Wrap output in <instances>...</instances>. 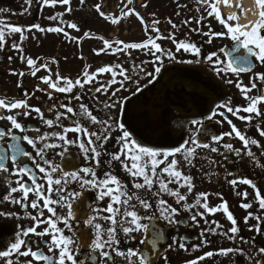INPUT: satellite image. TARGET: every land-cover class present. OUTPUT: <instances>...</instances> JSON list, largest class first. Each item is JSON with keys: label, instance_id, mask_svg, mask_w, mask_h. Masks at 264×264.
Wrapping results in <instances>:
<instances>
[{"label": "flooded vegetation", "instance_id": "flooded-vegetation-1", "mask_svg": "<svg viewBox=\"0 0 264 264\" xmlns=\"http://www.w3.org/2000/svg\"><path fill=\"white\" fill-rule=\"evenodd\" d=\"M150 1V0H149ZM168 1V0H166ZM192 0H171L169 3L170 8L168 11L184 10V15H191L192 18L196 20L203 19L205 21V27L201 28L199 32H208L211 29L212 33L225 32L226 30L216 22L214 17H210L211 23L207 21L208 17L204 15H197L195 7H189L188 5ZM198 1V0H195ZM184 4V5H182ZM197 6L199 4H196ZM71 8V11H66L67 8ZM76 2L71 0L68 6H56L54 8H41L35 0L29 7L24 3V0H0V21H5L9 25L20 26L22 28H28L33 25H39L41 28H54L63 26L66 23V28H63L65 32L68 33V37H65L62 33H51V32H25L26 37L21 43L20 34L6 35V43L2 51H0V99L6 101H20L27 99V103L34 108H39L43 114L44 118L48 120H53L54 124L59 123L62 127L74 126L73 120L78 121L82 126L87 127L89 131L97 130L98 125H92L90 120L86 118L85 115H81V104L88 107V110L99 119L106 120L108 117H112L113 120L120 119L123 123L125 129H127L132 135L133 140H135L139 145L145 146L152 149H163V150H174L180 147L185 140H189L194 137L201 144H209L211 147H216L218 152L213 153L209 149L197 148L194 153V159L191 165H186L183 157L177 156L175 159L179 161L178 167L185 175L192 177V183L194 185L192 195L188 196V202L194 203L196 194H207L208 195V205L210 208L218 207L220 204L227 202L228 211L234 216L237 221V226L239 228V233L235 237L234 241L226 239L224 235H208L206 239L208 240V245L203 246L201 244L199 234L205 230V228H214L215 225L209 223L205 225L204 221H199V226L192 224L188 217L191 213L182 212L181 216L177 219L185 221L187 226H179L169 228L163 224V222L157 223L156 221L150 222L158 228L162 235L156 243L158 252L150 253L151 260L149 264H189L190 261L197 260L199 257L204 256L207 252H218L221 249L233 248L238 251L232 254L230 257H213L212 259H207L201 261L200 264H264V253L260 250L264 249V220L261 221L259 227L261 232L249 231V228L255 229L257 226V221L255 219L249 220L247 224L244 223L245 217L248 212H251L254 216H259L264 218V210H260L259 206L255 200V192L252 188L247 185L238 184L235 189L232 185L228 183L230 180H240L249 179L252 181L259 189L261 196L264 197V137L259 135V131H264V104L258 105L261 112L260 116H255L253 114L252 122L245 123L242 120L237 119L231 113L225 112V116H215L213 120H200L202 121V127L197 133L195 127L191 125L188 126L187 130L178 128V133L176 135L172 132L173 117L177 114L183 116L185 119L193 120L200 119L205 116L210 115L213 110L218 112H224V109H219L216 106L219 104H227L229 107L243 108L248 106V101L243 99V93L236 87L237 83H240L242 87L250 88L253 83L256 84V88L248 93L249 97H264V81L254 79L256 74H264V64L256 61L255 58H250L252 60V71L240 72L233 74L229 72L227 75L215 73V70L211 67V62L202 63L207 68L212 70V73L216 74L219 82H214L210 75L206 72H201L195 68L181 65H173V67L165 70L160 78H158L152 85L149 84L150 77L145 75V72H150V67H147L144 62L134 61L133 59L127 60L122 56L103 54L95 55L96 51L102 49L103 41L108 38L102 37L100 35H87L83 42H90L94 39L91 44H83L80 47V54L75 55V59H70V53L68 42L74 33V29L67 27V24L75 21L76 26H80L81 18L76 10ZM84 11L88 14V8L84 4ZM27 9V11H25ZM154 11L158 12L159 9L154 5ZM24 12V15H19V13ZM90 13V11H89ZM176 13V12H175ZM174 13V14H175ZM57 14H62L59 20H50L48 17L56 16ZM109 17H112L110 15ZM167 19V18H166ZM79 20V21H78ZM32 22L23 24L22 22ZM51 22V24L49 23ZM89 24L87 21L83 24V28H86ZM155 24H153L154 26ZM187 25H182L184 28ZM221 26V27H220ZM184 33V32H183ZM180 34L181 36L184 34ZM84 34V32H83ZM264 34V31H262ZM196 35V34H195ZM197 35L198 32H197ZM89 36L95 38H88ZM51 37V39H47ZM97 37V38H96ZM103 38V39H100ZM117 39V38H115ZM50 42L49 52L46 54L47 45L46 42ZM114 41V40H113ZM208 37L200 35L195 41L191 39L190 42H194L198 48L201 50V59L209 54L216 53L218 58L224 60L226 63L229 59L231 50L235 47L233 41L225 38H215L212 39L211 43H208ZM188 42V41H184ZM197 42L201 43L200 46ZM40 44L41 52L35 55V45ZM13 45H19L23 49V52H17L13 49ZM65 47L68 49L65 50ZM54 48H57L55 51ZM224 49V52L220 50ZM111 51V50H110ZM186 54V52H184ZM245 50L240 49L235 52L234 55L237 57L244 56ZM45 55L50 56V59L44 60ZM22 56L31 58L36 62V67L41 68L42 65H47L48 71L41 68L40 71L36 73V76L31 74V70L25 62L22 61ZM90 59H86V57ZM11 57V60H9ZM88 57V58H89ZM189 60H195L196 57L191 56ZM55 61V63H53ZM172 62V61H171ZM116 65L122 66L126 72L131 76V79L125 83L124 87L127 91H121L117 94V97L113 99L128 97L127 102L124 104V112L121 116L119 106L116 109H107L104 107L105 103H111L108 100V96L102 95L100 93H94L89 91L90 88L99 87L100 84L93 82L92 85H86L83 89L74 88L69 94L59 93L51 90L47 85L41 83V78L49 76L51 74V79L56 80L57 76L62 78H67L68 80L75 81L77 78L81 79L83 82V72L87 68L90 74L96 72L97 69L103 68L105 66ZM224 67L225 65H221ZM241 67L243 65H240ZM143 68L144 72H140L139 69ZM173 68H186L198 73L207 74L213 85L216 88L210 87L208 89H202L203 93H189L186 90H182L175 94L177 101H180V106L177 105V109H167L166 113H163L165 119L163 123L157 127L154 134L150 136V90L154 89L155 86L161 82L166 71ZM23 72L26 75L20 77L18 75H13L12 73ZM138 73V75H137ZM142 77L146 79L147 85L140 88L143 84L139 82V78ZM109 74H104L97 76V81L104 83L110 80ZM121 79V77H117ZM144 79V80H145ZM198 79H196L197 81ZM231 80L232 83H228ZM18 84L20 85L18 87ZM60 86H63L62 84ZM119 85H114L113 88L109 89V95L115 90ZM137 87L141 89L137 95H133L137 91ZM36 89H42V91H36ZM24 93H28L30 98H26ZM80 95L81 100L76 101L73 99L74 96ZM51 96L52 99L48 97ZM141 99L140 104L145 107L142 114L139 112V108L134 103V100ZM216 102L215 107H210L211 102ZM65 105L67 107H72L74 112L77 113L75 117L70 116L68 113L64 112L60 107ZM21 112L24 110L21 109ZM60 112L64 116H69L68 119H63L59 122L55 121V116ZM15 113H7L3 109H0V116L14 115ZM35 113L32 114L27 119H20L26 128L35 129L39 128L40 132L27 131L24 135H28L32 138H37L41 133L48 134L59 133L61 128H48L39 118H34ZM238 115L247 116V113L241 112ZM226 117V118H225ZM218 121V122H217ZM231 121L243 135L248 139H255L260 144V147L255 145H249L252 156L247 155V150L242 146V143L235 139L225 136L220 144L213 143V137H218L224 135L225 133L231 132V127L228 123ZM10 125L7 121L0 120V128H8ZM15 135H20L19 132H14ZM113 137L119 135L118 132H111ZM68 139L70 141H77V134L69 133ZM11 141H4V143H10ZM47 143L61 144L62 147L46 149L44 150V159L49 161L53 166H58L59 170L57 172H51V169L44 164L40 157H35L36 161L40 166L45 167L46 171L50 172L51 179L54 181L56 179H61V185H52V193L50 199L57 201L50 205L56 211V215L60 218H66L68 215V208L62 207L60 201V196L66 195V193H80V196L75 201H72L69 197L67 202L72 203V212L74 214V219L69 221L72 228L69 231L65 228L63 223L52 217L53 221L56 222L57 228L63 231L65 237L73 238L74 243L71 245L79 255H76L77 264L81 259H85V264H129L128 260L120 256H116L111 249L106 247V251H109L111 255V260L103 259L99 252L93 253L95 256V261L87 259V253L89 252V245L92 243L95 237V228L89 227L86 224L88 218L93 216L97 217L93 221V224H100L102 230H106L110 224L100 219V217L107 216L108 213L100 211V209L107 208L110 203L108 197L103 199H97L99 192L97 189H92L90 186L87 189L81 188L80 184L76 181H71L64 184L63 181L66 178V173L77 172L82 179H91V177H85L79 172L81 168H94L97 172V179H103L105 172H111L115 175L123 185L126 186L125 191L133 194L134 196H139L142 199H147L153 205V211L156 210L157 197L153 196L147 190H135L132 188L133 183L141 182L139 180H132L120 167L119 162H112L109 166L108 161L110 157L101 156L100 166L95 167L94 162L91 159L85 160L84 154L80 151L79 147L75 143L64 145L63 142L51 138L38 144L37 147L43 149V145ZM86 143V141H85ZM231 144L233 149H240L241 155L236 156L232 153H227V159H225V150L221 145ZM22 147L28 152H33L32 148L27 145H22ZM120 145L115 141V139L110 140L105 146V150L109 153H115L119 150ZM191 147V145H189ZM60 153H63L62 155ZM35 156V153L33 152ZM123 159V157H122ZM173 159L172 157L169 158ZM215 161V163H213ZM6 167L10 170L13 165L10 162H5ZM18 164L22 167L27 165L29 168L33 169L35 172L36 165L32 164L31 161L24 157L18 159ZM163 167V166H161ZM231 173V175H229ZM37 177H43V174L35 172ZM46 178L38 180V183L45 184L44 191L47 193L48 185L45 183ZM17 177L9 176L7 173L0 172V212L5 214L15 213L16 218L9 215L0 218V252L9 249L10 245L15 242L17 232L20 230L28 229L32 227L33 221L30 216L36 215V213L31 209L22 210L19 205L9 203L8 201L2 200V197L6 196L10 187H16L15 181ZM24 183L31 185V181L27 177H24ZM169 187L175 189V185H170ZM64 188V192H60L59 189ZM153 191H156L154 188ZM182 194H186V189L180 190ZM248 193V199L244 200L241 196L236 193ZM20 193H16L14 198H19ZM164 199L168 200L173 207L179 208L175 204L173 198L164 196ZM35 199V196L29 195V202ZM41 203V209H43V202ZM243 203H251L253 208L246 212L240 207ZM131 204L136 205V210L139 214L143 215V209L139 207V204L135 199L131 201ZM115 207V206H114ZM203 211L202 209H197ZM151 214V213H149ZM50 214L43 210V218L48 219ZM209 222L216 221L223 226L222 229H217V232H226L230 227V223L227 221L224 213L217 212L214 216H207ZM149 223V222H145ZM128 226V225H125ZM47 225H42V227L37 228V231H43L47 228ZM152 235H155L153 232ZM106 239V235L102 237ZM142 235L135 234V239L130 237H125L122 232H118V239L120 244L118 245V250L122 252H127L129 249L133 250H144V246L139 243ZM173 238H176L179 242L183 243L187 251L179 248L178 244H173ZM241 238H243L241 240ZM27 241L28 246H30L32 251L42 252L45 256L50 257L55 260L58 258V251L49 252L48 247L45 245V241L51 240V237H37L35 235H30L28 237H23ZM244 241H247L246 243ZM55 247V246H53ZM199 247V250H193ZM27 250L22 248L21 251ZM75 254V253H74ZM166 258V259H165ZM135 259V258H133ZM11 260L12 264H29L31 257H22L18 254H13L9 257H0V264H7V261ZM31 264H37L36 261H32ZM39 264H44V262H39ZM67 264V262H66Z\"/></svg>", "mask_w": 264, "mask_h": 264}, {"label": "snow or ice", "instance_id": "snow-or-ice-1", "mask_svg": "<svg viewBox=\"0 0 264 264\" xmlns=\"http://www.w3.org/2000/svg\"><path fill=\"white\" fill-rule=\"evenodd\" d=\"M35 2L41 6V8H54L58 5L68 6L71 3V0H35ZM133 0H127V3H124V0H121V3H124V7L127 8L128 5H131ZM199 3L204 4L207 8V16L214 17L217 22L223 26L226 30L225 32L212 33L211 29L208 32H199L197 29H191L194 32H198L199 35L208 37V43H211L212 39H229L233 41L234 48L229 53V56L232 57L231 60L227 61L221 60L218 58L216 53H212L201 59V50L196 46L194 42H184L177 41L175 36L169 33L167 36L160 35V30L158 28L152 27L149 28L142 17L139 16L134 10L129 9L127 12H124L123 15L127 16L129 14L135 15L142 26H144L145 34L150 32L156 33V36L153 38L148 37L143 43L139 44H124L122 41H103V48L99 51H96L94 54L99 56L103 54L116 55L117 52H126L128 49H146L154 59L149 61L153 65L152 72H145V75L150 77L149 84L154 83L159 77V74L162 71L160 65L163 64L162 57H166L169 60H175V56L168 50L163 49L159 44L156 43V40H170L174 45L177 52H186L193 57H196L195 60H185V61H176L177 63L184 64H193V63H207L211 62V67L215 70L217 75L224 74L227 75L229 72L236 74L240 72H249L252 71V60L250 58H255L256 61H259L261 64H264V0H255V4L259 11V19L254 24H245L240 25L239 23L230 24L229 22L238 21L239 17L236 13L225 17H222L218 5L221 3V0H198ZM24 3L29 7L33 3V0H24ZM80 3H84V0H80ZM223 4L226 7H231L229 0H223ZM147 7V5H144ZM236 7L243 13V8L241 5H236ZM101 6L96 5V11L100 13L103 19L110 21L112 24H118L120 21L118 18H112L104 15L100 11ZM5 11V10H0ZM27 11V9L25 10ZM66 11H71V8H67ZM24 12L19 13V15H24ZM62 14H57L56 16L48 17L50 20H59V17ZM159 20H154V24H159ZM172 28H176L177 25L172 24L169 21ZM184 25H189L192 21H183ZM197 25L203 23V19L196 21ZM68 28L79 31V28L75 24H67ZM51 32V33H62L65 37H68V33L63 30V27H54V28H41L39 25H33L28 28H22L20 26H13L7 24L5 21H0V51L3 50L6 43V35L11 34H20L21 43L26 38L24 36L25 32ZM86 36L88 34H85ZM88 38H95L89 36ZM71 39V38H70ZM103 39V38H100ZM116 45V48L113 49V45ZM13 49L17 52H23V49L19 45H13ZM240 49L245 50V55L242 57H237L234 55L235 52ZM111 50V51H110ZM224 52V49L220 50ZM11 60V57H9ZM22 61L27 64L31 70V74L36 76V73L43 68V70L48 71L47 65H42L41 68L36 67V62L31 58L22 56ZM55 63V61H53ZM221 65H225L222 67ZM240 65H243L242 67ZM140 72H144L143 68L139 69ZM13 75H18L24 77L26 74L23 72L12 73ZM104 74H109L111 79L100 83L97 81V76ZM138 75V73H137ZM83 82L80 78H77L75 81L68 80L67 78H62L57 76L56 80L51 79V74L49 76L41 78V83L47 85L51 90L69 94L73 91L74 88L83 89L86 85H92L93 82L99 83L100 86L96 88H90L89 91L94 93H100L102 95L108 96V100L111 103H105L104 107L107 109H116L119 106L120 114L123 115L124 104L127 102L128 97L113 99L117 97V94L121 91H127L124 87L131 76L126 72V70L120 66H105L103 68L97 69L96 72L90 74L87 70L82 74ZM121 79H117V77ZM254 79L264 81V74H256ZM228 83H232L231 80ZM63 86H60V85ZM114 85H119L114 91L109 95V89L113 88ZM20 85L18 84V87ZM236 87L244 94L243 99L247 100L248 106L243 108L233 109L227 104H219L216 107L219 109H224V112H218L213 110V112L208 115V120H213L217 115L225 116V112L231 113L237 119L242 120L245 123H251L253 114L255 116H260L261 112L258 108V105L264 104V97L252 98L248 96V93L253 91L256 88V84L253 83L250 88L242 87L240 83L236 84ZM36 91H42V89H36ZM141 91L137 87V91L133 95H137ZM26 98H30L28 93H24ZM52 99L51 96L48 97ZM74 100L80 101L81 96L76 95L73 97ZM64 112L68 113L70 116L75 117L77 115L74 112L72 107H67L65 105L60 106ZM81 115H85L88 120H90L92 125H98L97 130L89 131L87 127L82 126L78 121L73 120L74 126L62 127L59 123H55L53 120H48L44 118L43 112L39 108L31 107L27 103V99L20 101H6L0 99V109H3L7 113H15L14 115L0 116V120L7 121L10 125L8 128H0V172L7 173L9 176L17 177L15 181L16 187H10L6 196L2 197V200L8 201L9 203L19 205L22 210H27L31 208L36 215L30 216V219L33 221L32 227L17 232L16 240L12 243L8 250L0 252V257H9L13 254H18L22 257H31L29 264L32 261L44 262V264H77L76 255L79 253L71 247L74 243L73 238L65 237L63 231L57 228L56 222L53 221L52 217H55L57 221L63 223L65 228L71 231V224L69 221L74 219V214L72 212V203L67 202L70 197L72 201H75L79 198L80 193H66V195L60 196V201L62 207L68 208V215L66 218H60L56 215V211L50 205L58 203L50 199V195L53 191L52 185H61V179L52 180L50 172L46 171L45 167L40 166L37 163L35 157H40L44 164L51 169V172H57L59 170L58 166H53L49 161L44 159V150L62 147L61 144L47 143L43 145V149L38 148L37 145L41 144L43 141L55 138L64 145L75 143L79 147L80 151L84 154V159L94 162L95 167L100 166L101 156L110 157L108 164L111 165L112 162H119L121 169L132 179L139 180L141 182L133 183L132 188L139 191L142 189L147 190L153 196L157 197V206L156 210L153 211V205L147 200L142 199L139 196H134L131 193L125 191L126 186L111 172H105L103 179H97V172L94 168H81L80 173L85 177H91V179H82L77 172L66 173V178L63 183L67 184L71 181H76L80 184L81 188L87 189L89 186L92 189H97L99 195L97 199H103L108 197L110 203L107 208L100 209L102 212L108 213L107 216L100 217L107 221L110 226L106 230L101 229L100 224H93V221L97 217L93 216L88 218L86 221L87 226L95 228V237L92 243L89 245V252L87 253V259L95 261V256L93 253L99 252L100 256L105 260H111L112 257L109 254V251H106V247L111 249L116 256H120L128 260L129 264H149L151 260L150 253L158 252L159 249L156 246L157 241L161 237V231L156 228L155 225L150 222L156 221L157 223L163 222V224L169 228L187 226L185 221L177 219L181 216L182 212L191 213L188 217V220L192 224L199 226V221H204L205 225L211 223L215 225L214 228H205L199 234L201 244L203 246L208 245V240L206 237L208 235H224L226 239L233 240L239 233V228L237 226V221L234 216L228 211L227 202L220 204L218 207L210 208L208 205V195L207 194H196L195 202H188V196L192 195L194 185L192 183V177L185 175L182 170L178 167L179 161L175 159L177 156H181L184 159L186 165H191L192 160L195 158L194 153L197 148L209 149L211 152L216 153L218 149L216 147H211L209 144H201L194 137L189 140H185L180 147H177L174 150H163V149H152L145 146L139 145L135 140H133L130 132L125 129L123 123L120 119L113 120L110 116L106 120L99 119L97 116H94L89 110L88 107L84 104H81ZM24 111L21 112L20 110ZM247 113V116H240L239 113ZM35 113L34 118H39L44 125L48 128H61L59 133H52L51 136L48 134L41 133L39 137L32 138L28 135H24L27 131L40 132L39 128L29 129L26 128L21 122H18L20 119H27L32 114ZM69 116H64L60 112L55 116V121L59 122L63 119H68ZM226 118V117H225ZM175 126L187 130L188 126L191 125L195 127L197 133H199L202 127V121L200 120H186L183 116L177 114L173 117ZM218 122V121H217ZM231 132L225 133L224 135L213 137L214 144H220V141L225 138H235L242 143V146L247 150V155L252 156L249 145H255L260 147V144L255 139H248L241 133V131L232 124L231 121H228ZM259 131V135L264 137V131ZM14 132H19L20 135L13 134ZM111 132H118L119 135L113 137ZM74 133L77 134V141L73 142L68 139V134ZM115 139V141L120 145L119 150L115 153H109L105 150V146L110 140ZM11 141L10 143H4V141ZM86 141V143H85ZM22 145H27L32 148L33 152H28L25 150ZM191 145V147H189ZM224 148L225 159H227V153H232L233 155L240 156V149H233L231 144L221 145ZM61 155L63 153H60ZM24 157L27 160L31 161L32 164L36 165L35 172L43 174V177H37L33 169L29 168L27 165L20 166L18 164V159ZM123 157V159H122ZM172 157L173 159H169ZM10 162L13 167L10 170L6 167L5 162ZM215 163V161H213ZM163 166V167H161ZM231 175V173H229ZM24 177H27L31 181V185L24 183ZM46 178L45 183L48 185L47 193L44 191L45 184L38 183L39 179ZM230 185L235 189L236 185L243 184L247 185L249 188H252L255 192V200L259 206L260 210H264V197L261 196V193L257 186L250 181L249 179H240V180H230L228 181ZM170 185H175V189L169 187ZM156 191H153V189ZM181 189H186V194L181 193ZM60 192H64V188L59 189ZM16 193H20L19 198H14ZM35 196V199L29 202V195ZM241 196L242 199H248V193H236ZM164 196H168L174 199L175 204L179 206L173 207L168 200L164 199ZM135 199L139 204V207L143 209L144 214L141 215L136 210V205L131 204V201ZM43 202V209H41V203ZM115 206V207H114ZM242 209L248 212L249 209L253 208L251 203H243L240 205ZM197 209H202L199 211ZM43 210H46L50 216L48 219L43 218ZM217 212L224 213L227 221L230 223L231 227L226 232H217V229H222L223 226L217 223L216 221L209 222L207 216H214ZM151 213V214H149ZM9 215L13 218H16L15 213L5 214L0 212V218ZM255 219L257 221V226L255 229L249 228V231H256L257 233L261 232L259 227L260 223L264 218L259 216H254L251 212H248V215L245 217L244 223L247 224L249 220ZM149 222V223H145ZM42 225H47L43 231H37V228L42 227ZM128 225V226H125ZM118 232H122L125 237H130L135 239V234L139 233L142 235V238L139 240V243L144 246V250L139 249L133 250L129 249L127 252H122L118 250V245L120 240L118 239ZM155 232V235H152ZM30 235H35L37 237L49 236L51 237L50 242L45 241V245L48 247L49 252L58 251L59 256L55 260L51 259L48 256H45L42 252L32 251L30 246H28L27 241L23 237H28ZM106 235V239L102 238ZM243 238H241L242 240ZM245 243L247 241H244ZM173 244H178L179 248L187 251L184 244L179 242L176 238H173ZM55 246V247H53ZM22 248L27 250L21 251ZM199 250V247L193 249ZM238 250L233 248L221 249L218 252H207L204 256L199 257L197 260L190 261L189 264H200L201 261L212 259L213 257H230L232 254H235ZM264 253V249L260 250ZM75 253V254H74ZM135 258V259H133ZM166 259V258H165ZM7 264H12L11 260L7 261ZM79 264H85V259H81Z\"/></svg>", "mask_w": 264, "mask_h": 264}, {"label": "rangeland", "instance_id": "rangeland-1", "mask_svg": "<svg viewBox=\"0 0 264 264\" xmlns=\"http://www.w3.org/2000/svg\"><path fill=\"white\" fill-rule=\"evenodd\" d=\"M171 0H133L131 5H128L127 8L124 7V3H127V0H124V3H121V0H84V3H80V0H74V2H76V10L75 12L80 16H82L81 18V24L80 26H77L79 28V31L75 30V33L73 35H71V39L68 42L69 50L68 52L70 53V59L74 60L75 59V55H79L81 50L80 47L83 44H91L92 41H94V39H91L90 42L88 41H84L85 39V34H89V35H100L102 37L108 38L109 41L110 40H114L115 38H120L118 39V41H122L124 44H139V43H143L144 41V26L141 25V23L139 22V20L137 19V17L135 15H127L124 16L123 13L127 12L129 9H132L135 11V8L137 10H139L141 12V14L143 16L146 17L150 16L151 19L153 20H159L160 23L159 24H155L154 27L158 28L160 30V35L162 36H167L169 33H171L172 35L175 36L177 41H181L180 39V34L183 32V23L181 21V16H179V14H184L185 11L184 10H176L174 11H168V8H170L169 3ZM159 4H158V3ZM154 3H157L158 6L157 8L159 9L158 12L154 11ZM84 4L86 5V7L88 8V14H86L84 11ZM99 4L101 6L100 11L106 15V16H110L112 15V18H118L119 19V23L118 24H112L110 21H106L105 19L102 18V16L100 15V13H98L96 11V5ZM196 4H199L198 6ZM144 5H147V7H145ZM184 5V4H182ZM188 5L189 7H195L196 10V14L197 15H204L207 17V8L204 4L199 3L198 1L192 0L189 4L188 1ZM90 11V13H89ZM238 11L239 9L237 8L235 13L236 15H238ZM175 13V14H174ZM221 13V12H220ZM188 15V13H187ZM222 17H227L225 16L223 13H221ZM167 18V19H166ZM185 18V17H184ZM184 18H182L183 20H185ZM202 19V18H201ZM259 19V17H258ZM257 19V20H258ZM256 20V21H257ZM79 21V20H78ZM85 21H87V23L89 24L86 28H83V24L85 23ZM169 21H171L172 24L177 25V27L174 29L172 28L171 24L169 23ZM255 21V22H256ZM217 22V20H216ZM23 24L26 23H32V22H22ZM51 24V22H49ZM230 24H235L238 23L237 21L235 22H229ZM71 24H75V21L71 22ZM76 25V24H75ZM63 28H66V23H63V26H60ZM221 27V26H220ZM71 29V28H70ZM264 31V30H262ZM84 32V34H83ZM97 38V37H96ZM47 39H51V37H48ZM107 40V39H105ZM108 41V40H107ZM157 44H159L163 49L170 51L174 56H175V60H172V62H168V59H162L163 60V64L160 65L162 68L161 73L159 74L160 78L163 74V72L171 67H173V65H181L183 63H177L176 61H184V59H187L189 57V55L185 54L184 52H177L175 49V45L170 41V40H158L156 42ZM46 54H48V52L51 50H49V45L50 42H46ZM104 45V44H103ZM103 48V46L101 47ZM116 48V45H113V49ZM57 48H54L53 50L55 51ZM68 48L65 47V50H67ZM41 50V46L40 44H36L35 45V55L37 53H40ZM118 55L122 56L123 58L127 59V60H131L133 59L134 61H138V62H144L145 65L147 67H150V72L153 71V65L151 63H148L149 61H152L154 59V57L146 50V49H128L126 52H117ZM50 56H46L43 58L44 60L50 59ZM89 57V56H88ZM86 57V59H90V57L88 58ZM183 66H188V67H192V68H196L198 66H203L207 71L212 72V70L210 68H207L204 64L202 63H193V64H183ZM157 78V79H158ZM145 77L143 78L142 75L139 78V82L141 84H143L140 88H142L145 84L147 85V81ZM156 79V80H157ZM153 83H151L150 85H152ZM145 85V86H146ZM208 116H205L203 118L200 119H196V120H206ZM188 120V119H186Z\"/></svg>", "mask_w": 264, "mask_h": 264}, {"label": "water", "instance_id": "water-1", "mask_svg": "<svg viewBox=\"0 0 264 264\" xmlns=\"http://www.w3.org/2000/svg\"><path fill=\"white\" fill-rule=\"evenodd\" d=\"M210 87L216 88L207 74L186 68H173L166 71L161 82L150 90V136L163 123L165 119L163 113H166L169 108L177 109V105L180 106V101H177L175 97L176 93L186 90L189 93L205 94L200 88L204 90ZM140 100L136 99L134 103L142 114L145 107L140 104Z\"/></svg>", "mask_w": 264, "mask_h": 264}, {"label": "bare ground", "instance_id": "bare-ground-1", "mask_svg": "<svg viewBox=\"0 0 264 264\" xmlns=\"http://www.w3.org/2000/svg\"><path fill=\"white\" fill-rule=\"evenodd\" d=\"M229 3L232 5L231 7H226L223 4V0H221V3L218 5L219 11L221 13H223L225 16H229L232 15L233 13H235L237 7L236 5H241L243 8V13H241V11H238V23L240 25H245V24H254L255 21L258 19L259 17V9L257 8L256 4H255V0H229ZM198 71L201 72H206L210 75V77L212 78V80L214 82H219L218 77L216 76V74L207 71L203 66H198L195 68ZM217 105L216 102H211L210 103V107H215ZM172 132L174 135H176L178 133V127L175 126V123L173 121V125H172Z\"/></svg>", "mask_w": 264, "mask_h": 264}, {"label": "trees", "instance_id": "trees-1", "mask_svg": "<svg viewBox=\"0 0 264 264\" xmlns=\"http://www.w3.org/2000/svg\"><path fill=\"white\" fill-rule=\"evenodd\" d=\"M153 1V0H152ZM158 3V2H157ZM157 3H154L155 4V6H158V4ZM180 15H182L181 16V21L183 22V21H192V23L191 24H189V25H187V26H185L184 28H182L183 29V36H181V41H188V42H190L191 41V39H195V41H197V39H198V37L200 36V35H197V32H194V31H192L191 29H197L198 28V30H200L201 28H204L205 27V21L203 20V23L202 24H200V25H197V23H196V21H198V20H196V18H192V16L191 15H184V14H179V16ZM141 17L143 18V20H144V22H145V24L149 27V28H152V19H151V17H145V16H142L141 15ZM185 17V18H184ZM208 17V16H207ZM182 18H184L185 20H183ZM199 20H201V19H199ZM207 21L209 22V23H211V20H210V17H208V19H207ZM184 25V24H183ZM196 34V35H195ZM149 36H151V37H155L156 36V33H154V32H148L147 33V35L145 34V36H144V41L143 42H145L146 40H148V37ZM197 45L198 46H200L201 45V43H199V42H197ZM187 55H189V57L187 58V59H184V61L185 60H189V59H191L190 57H191V55L190 54H188V53H186ZM166 57H162V59H165ZM172 60H169L168 59V62H171Z\"/></svg>", "mask_w": 264, "mask_h": 264}]
</instances>
